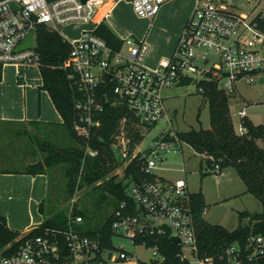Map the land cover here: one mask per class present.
I'll return each instance as SVG.
<instances>
[{
    "label": "built area",
    "instance_id": "2783aa9c",
    "mask_svg": "<svg viewBox=\"0 0 264 264\" xmlns=\"http://www.w3.org/2000/svg\"><path fill=\"white\" fill-rule=\"evenodd\" d=\"M168 1L132 0V5L139 16H151ZM230 1L195 0L173 53L150 66L144 62L147 52L144 39L119 36L121 43L116 47L95 33L97 25L82 28L74 38L60 32L63 24L91 20L98 0H0V76L3 66L8 64L42 66L35 49V30L40 24L59 32L69 43L67 57L57 66L67 71L72 90V127L84 140L78 181L84 173L85 158L99 153V148L91 142L94 137L102 140L99 130L105 107H125V113L111 133L112 158H116L117 150L120 159L116 160L121 165L111 162L109 167L113 169L111 176L122 180L128 197L118 201L111 211L110 245L104 244L99 232L94 235L83 232L80 225L84 218L74 213L73 198L63 226H42L39 233L25 236L14 250L4 253L0 249V264H117L121 261L191 264L188 253L197 257L198 264H264V233H251L244 244L234 242L216 256L199 255L190 192L184 179L165 185L156 178H133L131 173V177H124L132 162L141 171L155 176L152 168L162 160V151L169 149L170 143L181 141L174 131L164 130L159 138L140 147L152 124L167 117L164 88L186 78L196 83L213 80L229 94L236 89L237 80L251 83L254 75L264 72V16L258 13L248 20L246 14L233 9ZM31 30L30 47L15 50ZM206 52L218 55L217 61L207 69L201 67V63L209 60ZM21 72L17 70L18 75ZM198 73L202 75L200 80L194 77ZM197 89L201 91L202 87ZM238 113L244 116L243 110ZM245 131L241 124L239 133ZM211 170L217 174L221 168L214 163ZM40 223L20 232V236ZM164 231L169 233L170 240L173 235L180 240L175 243L180 246L174 255L177 263L167 261L157 244L147 242V237ZM115 237L129 240L134 246L151 248V257L140 260L123 242L116 243ZM9 246L7 243L4 249Z\"/></svg>",
    "mask_w": 264,
    "mask_h": 264
},
{
    "label": "rangeland",
    "instance_id": "374dc122",
    "mask_svg": "<svg viewBox=\"0 0 264 264\" xmlns=\"http://www.w3.org/2000/svg\"><path fill=\"white\" fill-rule=\"evenodd\" d=\"M230 2L233 9L246 14L248 20L258 13L264 16V0ZM194 6L195 0H169L156 14L139 16L134 11L132 0H98L96 13L91 20L63 24L59 30L67 38H74L82 28H94L100 20H104L117 36L144 39L147 44L144 62L154 66L161 58H167L173 53ZM105 12L108 15L104 18ZM206 55L209 57L208 62L201 63V67L205 69L218 59L215 52H206ZM18 69L22 71L20 75L17 74ZM261 76L262 81L259 80ZM194 77L196 80L202 79L199 73ZM39 84L41 73L37 66L8 64L1 70L0 171H21L28 163L43 160L47 154V150L43 148L45 145L51 144L58 148L77 145L57 117L58 111L47 91L38 89ZM196 84L193 80L187 84H175L163 89L167 117L158 119L144 135L140 147L144 148L151 139L159 138L164 130L176 132L209 127L208 103ZM235 86L236 89L229 93V112L234 129L239 132L242 124L239 110H243L244 116L253 123H264V72L254 75V81L251 83L239 79ZM24 117H38L43 121L29 125L26 120H20H24ZM258 143L263 144V141L258 140ZM111 162L115 166L121 165L116 158ZM66 166L67 163L61 162L47 167L43 176L33 180L31 175L21 173H14L12 176L0 175L1 188L6 189L8 184L13 183L16 190L12 196L5 191L0 192V213L6 215L10 228L22 232L21 229L32 220L34 223L47 218L62 221L66 219L73 198L75 206L87 214V219L80 228L97 231L102 227L115 206V198L103 187V181L111 176L113 169L109 168L105 177L95 183L82 181L73 196L69 197L66 191ZM152 171L171 182L184 179L190 192L202 191L205 200L202 215L210 223L232 229L239 223V211L246 210L254 215L262 210L258 199L245 191V183L234 166L226 165L216 174L210 169L205 156L196 152L185 141L170 143L169 149L162 151V160L156 162ZM120 176L121 173L118 174V177ZM40 180L45 185L41 210L37 209V204L30 203L27 199L29 189L38 187ZM30 213L33 215L32 219ZM248 220L249 217H244L241 221ZM114 241L123 242L140 260H148L152 255L151 248L134 246L129 240L119 237H115ZM184 251L189 252L186 248ZM188 259L191 264H198L195 255L188 253ZM117 264L131 263L121 261Z\"/></svg>",
    "mask_w": 264,
    "mask_h": 264
},
{
    "label": "trees",
    "instance_id": "16d2710c",
    "mask_svg": "<svg viewBox=\"0 0 264 264\" xmlns=\"http://www.w3.org/2000/svg\"><path fill=\"white\" fill-rule=\"evenodd\" d=\"M95 33L113 46L117 47L121 43L119 36L112 31L104 20L97 24ZM35 42V49L42 63V66H40L42 81L38 85V89H45L48 92L55 109L62 118L61 123L66 127L69 135L76 141L77 145L62 148L51 144L45 145L43 148L47 150V154L44 159L28 163L19 172L32 175L45 173L47 167L65 162L67 163L65 168L66 191L67 196L72 197L82 181L88 184L95 183L107 174L110 168L109 163L113 159L111 133L115 130L120 117L125 113V107L123 105H107L105 107L101 114L102 127L99 130L102 140L94 137L91 142L93 146L99 148V153L96 156L85 158L84 173L78 181V172L84 156V140L76 134L72 127V90L67 78V71L57 66L67 57L70 46L59 32L49 30L44 24L36 27ZM189 82H191V79L186 78L179 84ZM196 85L202 87L200 93L208 103L209 127L176 131L175 135L178 139L187 142L196 152L204 155L210 169L214 166V163H218L221 169L226 165L234 166L237 174L245 183V191L252 193L262 207L261 212L254 215L246 210L239 211V223L236 227L229 229L221 224L210 223L203 218L205 200L202 191L189 193L196 227L197 252L200 256H216L234 242L244 244L251 233H264V123H253L246 116H242L241 123L246 131L244 133L237 132L233 127L229 112L230 95L213 80H202ZM169 138L173 139V136ZM258 140H262L263 144H259ZM130 173L133 178L147 177L151 180L155 179L153 174L141 171L135 165V162L127 167L124 177H131ZM103 182L105 184L104 189H107L115 198V205L118 201L128 198L122 180L116 179L115 175L108 177ZM102 195L104 196V194ZM43 200H40L38 204L39 210L42 209ZM74 213L83 215L84 221L87 219L86 212L76 206L74 207ZM244 217H249L248 222L241 221ZM110 222L111 216L109 215L99 230L83 229V232L90 235L99 232L104 244L110 245L112 233ZM64 223L65 219L55 221L47 218L42 220L39 226L20 236V231L10 228L7 225L6 217L0 214V249L4 253L12 251L25 236L39 233L40 227L63 226ZM17 237L18 239H15ZM147 240L149 244L158 245L159 250L165 253L167 261L178 262L174 255L180 251V246L170 240L167 231L152 234L147 237ZM7 243H10V246L4 249Z\"/></svg>",
    "mask_w": 264,
    "mask_h": 264
},
{
    "label": "crops",
    "instance_id": "0c3cea01",
    "mask_svg": "<svg viewBox=\"0 0 264 264\" xmlns=\"http://www.w3.org/2000/svg\"><path fill=\"white\" fill-rule=\"evenodd\" d=\"M111 8V7H110ZM168 8H171V7H168ZM108 15V13L106 15H103V17L105 18L106 16ZM187 21V20H186ZM42 81V80H41ZM38 87V86H37ZM48 93V92H47ZM50 97V96H49ZM57 117L60 119V121H62V118L60 116L59 113H57ZM25 119L22 120V118H20L21 121H27L29 125H31V123L33 122H37V121H43L41 118H32V117H29L28 119H26V117H24ZM14 173H21L23 175H31V179H36V177H41L43 176V174L45 173H37L35 175H32V174H29V173H22V172H19V171H0V175H5V176H12ZM155 178L160 181L161 183L165 184V185H170L172 182L167 180L166 178H164L163 176H157L155 174ZM186 182V181H185ZM39 184V185H38ZM38 187H31L29 190V194H28V200L30 201V203L34 202L35 204H37V209H38V204L40 202V200L44 199L45 195H44V190H45V185H44V182H42L41 180L38 182ZM187 185V183H186ZM44 186V187H42ZM9 187V188H8ZM8 187L5 189V188H1V185H0V192L1 191H5L7 193H9L10 196H12V193L13 191H16L15 188H14V184L13 183H10L8 184ZM189 191V190H188ZM190 192V191H189ZM8 195V196H9ZM2 214V213H0ZM4 215V214H2ZM6 217V215H4ZM33 215L32 213H30V218L32 219ZM41 221H39L38 223H40ZM38 223H34V221L32 220L31 223L27 224L26 226H24L23 229L21 230H27L33 226H35L36 224Z\"/></svg>",
    "mask_w": 264,
    "mask_h": 264
},
{
    "label": "water",
    "instance_id": "95a60500",
    "mask_svg": "<svg viewBox=\"0 0 264 264\" xmlns=\"http://www.w3.org/2000/svg\"><path fill=\"white\" fill-rule=\"evenodd\" d=\"M32 33H33V30H31L28 34H27V37L26 39L24 40V42L18 44L15 48V50H21V49H24V48H28L30 47L31 45V36H32ZM260 81L263 80V77L261 76L259 78ZM115 154H116V158L119 160L120 159V154L117 150H115ZM171 241L174 242V243H179L180 240L177 236H171Z\"/></svg>",
    "mask_w": 264,
    "mask_h": 264
}]
</instances>
